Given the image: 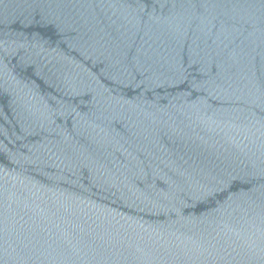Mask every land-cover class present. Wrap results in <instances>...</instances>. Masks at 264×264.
Here are the masks:
<instances>
[{
	"label": "water",
	"instance_id": "1",
	"mask_svg": "<svg viewBox=\"0 0 264 264\" xmlns=\"http://www.w3.org/2000/svg\"><path fill=\"white\" fill-rule=\"evenodd\" d=\"M0 264H264V0H0Z\"/></svg>",
	"mask_w": 264,
	"mask_h": 264
}]
</instances>
